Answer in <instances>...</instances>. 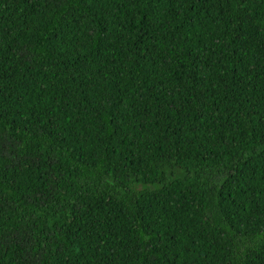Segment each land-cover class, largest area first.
<instances>
[{"label": "trees", "instance_id": "1", "mask_svg": "<svg viewBox=\"0 0 264 264\" xmlns=\"http://www.w3.org/2000/svg\"><path fill=\"white\" fill-rule=\"evenodd\" d=\"M0 264H264V0H0Z\"/></svg>", "mask_w": 264, "mask_h": 264}]
</instances>
